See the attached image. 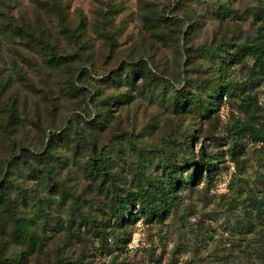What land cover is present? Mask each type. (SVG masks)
Masks as SVG:
<instances>
[{
    "label": "rangeland",
    "instance_id": "374dc122",
    "mask_svg": "<svg viewBox=\"0 0 264 264\" xmlns=\"http://www.w3.org/2000/svg\"><path fill=\"white\" fill-rule=\"evenodd\" d=\"M252 43L264 44V0H0V264H264ZM46 44L71 59L50 63ZM213 81L229 87L210 114L175 107ZM201 147L214 167L188 182L183 155ZM165 157L182 180L158 199L162 219L136 199L117 224L112 197H162Z\"/></svg>",
    "mask_w": 264,
    "mask_h": 264
},
{
    "label": "trees",
    "instance_id": "16d2710c",
    "mask_svg": "<svg viewBox=\"0 0 264 264\" xmlns=\"http://www.w3.org/2000/svg\"><path fill=\"white\" fill-rule=\"evenodd\" d=\"M47 54L49 56L50 63H60L65 60L71 59L70 56H63L62 54L55 51L54 47L50 44H46ZM251 53L255 59L256 65L260 69H264V44H246L243 53ZM233 58V57H232ZM131 73L136 76L137 74H141V76L146 77L147 72L141 71L140 69L132 70ZM111 77H108L110 79ZM73 88L83 89V85H80L74 82ZM228 88L223 81H213L210 84V90L206 94V96H202L197 92H190L188 94H184L183 96H175L174 103L177 108H185L188 104L196 103L201 108V113L203 115H208L214 110L215 101L219 100L224 88ZM58 139H60V135L52 134L49 138L47 150L45 151V155L49 154L51 150H53V146L57 143ZM184 162L187 163L189 167V173L186 176V180L188 182H194L196 177L200 175L201 171H204L206 175H210L211 171L214 167L213 158L207 154L205 148L201 147L198 151V156L193 157L189 156L187 153H184ZM90 164L91 170L93 171L95 168L99 170L97 173L106 175L105 171V157L101 152L96 151L95 148H92L91 156H90ZM161 168L165 173V186L162 189V197H157L154 195L151 197L153 193L151 188H145L139 186L138 190L135 193L127 192L124 195H116L112 197L110 200L111 209L113 210L114 219L117 224H122L128 215H131V206L134 201L138 200L139 208L148 213V219H162L164 209L159 205L160 201L166 202L171 201L175 197L176 189L179 185V182L182 180L180 176L177 175V170L171 164V160L168 157H165L162 161ZM8 185L7 178L0 181V201H4L7 199L5 195L6 188Z\"/></svg>",
    "mask_w": 264,
    "mask_h": 264
}]
</instances>
